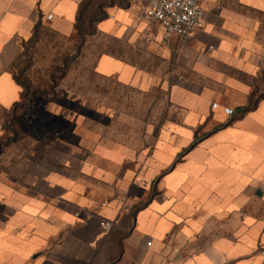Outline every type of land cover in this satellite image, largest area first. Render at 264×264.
Returning <instances> with one entry per match:
<instances>
[{
  "label": "crops",
  "instance_id": "obj_1",
  "mask_svg": "<svg viewBox=\"0 0 264 264\" xmlns=\"http://www.w3.org/2000/svg\"><path fill=\"white\" fill-rule=\"evenodd\" d=\"M84 1L0 0V139L36 26L72 35ZM202 2L205 28L185 42L137 20L142 0L104 8L96 30L148 61L102 53L97 74L166 90L179 120L133 152L67 143L6 165L0 264H264V0Z\"/></svg>",
  "mask_w": 264,
  "mask_h": 264
},
{
  "label": "rangeland",
  "instance_id": "obj_2",
  "mask_svg": "<svg viewBox=\"0 0 264 264\" xmlns=\"http://www.w3.org/2000/svg\"><path fill=\"white\" fill-rule=\"evenodd\" d=\"M108 1L93 0L84 20ZM116 1L123 5L128 0ZM102 53L142 65L148 61L142 52L99 33L96 23L82 36L76 31L63 35L42 26L27 42L13 68L23 84V98L5 114L1 173L9 163L48 157L56 145L68 149L67 143L118 145L133 152L151 146L159 129L179 120L181 110L166 90L140 91L120 84L115 77L97 74L96 61Z\"/></svg>",
  "mask_w": 264,
  "mask_h": 264
},
{
  "label": "built area",
  "instance_id": "obj_3",
  "mask_svg": "<svg viewBox=\"0 0 264 264\" xmlns=\"http://www.w3.org/2000/svg\"><path fill=\"white\" fill-rule=\"evenodd\" d=\"M137 20H146L161 27L164 37L177 36L185 42L205 28V11L202 0H142ZM214 104L213 106H216ZM232 115L233 109L225 108ZM100 226L110 231L112 223L101 221Z\"/></svg>",
  "mask_w": 264,
  "mask_h": 264
},
{
  "label": "trees",
  "instance_id": "obj_4",
  "mask_svg": "<svg viewBox=\"0 0 264 264\" xmlns=\"http://www.w3.org/2000/svg\"><path fill=\"white\" fill-rule=\"evenodd\" d=\"M92 2H93V0H85L80 5V8H79V12H78V16H77V20H76V24H75V31L81 36L85 34V29L91 27V25H93L94 23H97L98 21L106 18L107 13L105 12L104 8L107 5L116 4L117 1L116 0H110L108 2L100 3L96 7L94 14H91L90 16L87 17L86 20H84V15H85L88 7H90V5L92 4ZM39 29H40V26L37 25L35 28V33H34L33 37H36V34H37ZM15 79L23 87V84L19 81V79L16 77H15ZM254 106H255V101H254V97H253L248 106L238 109L236 112L233 113V115H235V117H236L237 115H240V114L247 112L248 110H250ZM197 140H198V138H196L194 142H196Z\"/></svg>",
  "mask_w": 264,
  "mask_h": 264
}]
</instances>
